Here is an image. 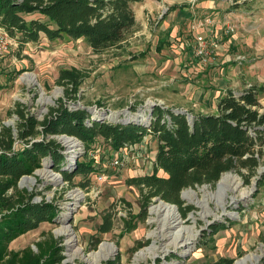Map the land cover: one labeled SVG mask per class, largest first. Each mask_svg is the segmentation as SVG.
Masks as SVG:
<instances>
[{"label":"rangeland","instance_id":"1","mask_svg":"<svg viewBox=\"0 0 264 264\" xmlns=\"http://www.w3.org/2000/svg\"><path fill=\"white\" fill-rule=\"evenodd\" d=\"M217 1H228L229 8L226 17L217 20L221 25L218 47L223 46L224 54L213 52L204 61L196 56L195 36L207 28L215 32L217 21L208 13L193 19L184 9L190 7L188 0L143 15L141 4H134L138 16L126 40L98 52L83 39L49 41L43 33L37 42L20 47L0 28L9 39L7 51L0 52V121L16 124L18 116L8 113L16 103L43 120L60 99L71 109L87 108L91 117L99 114L110 122L144 121L156 105L192 118L215 113L219 95L227 90L239 93L250 86L261 89L257 95L264 106V0ZM72 67L86 74L75 98L56 83L59 70ZM47 137L56 138L63 147L62 168L73 170L77 162H91L95 171L68 181L46 157L33 175L24 176L31 177V183L22 177L18 187L35 192L34 201L53 202L58 215L12 241V250L27 245L36 249V241L51 235L59 241L64 264H211L220 257L232 258L233 264L244 259V264H264V149L253 176L245 169L243 174L232 169L221 175L220 179L227 174L237 183L234 189L229 181L219 185L220 179L184 188L181 198L192 210L183 217L175 207L179 226L160 231L157 219L163 220L162 216L151 212L160 199L152 198L142 210L140 191L130 182L152 172L155 137L147 134L126 150L111 149L101 137L87 149L79 141L68 144L63 134ZM119 154L125 161L115 166L111 161ZM44 170L53 176L44 175ZM158 175L165 174L160 170ZM188 190L190 200L183 197ZM105 218L111 220V228L101 232ZM63 226L72 232V245L67 235L58 232ZM179 228L182 237L195 233L194 239L180 244L169 234ZM102 243L114 250H100ZM140 252L144 255L137 257Z\"/></svg>","mask_w":264,"mask_h":264},{"label":"trees","instance_id":"2","mask_svg":"<svg viewBox=\"0 0 264 264\" xmlns=\"http://www.w3.org/2000/svg\"><path fill=\"white\" fill-rule=\"evenodd\" d=\"M141 1L0 0V28L20 47L37 42L43 33L49 41L83 39L98 52L122 45L136 24L131 5ZM85 76L75 67L60 69L56 83L75 98ZM259 90L256 86L239 93L227 90L218 99L215 113L192 118L183 111L156 105L148 122L91 117L87 108L71 109L61 99L43 120H38L16 103L8 111L18 116L16 124L0 121V264H64L59 241L51 235L36 241V249L31 245L18 251L10 248L16 238L58 215L53 202L34 201L35 192L18 187L23 176L33 175L46 157L68 181L95 171L91 162H77L73 170L62 168L63 147L47 135L73 137L86 149L101 137L113 150L141 143L147 134L152 135L157 141L152 172L130 182L140 191L142 210L158 197L175 205L186 217L192 206L184 205V188L215 183L232 169L241 174L245 169L249 177L256 173L264 149V106L257 95ZM160 170L164 176L158 175ZM111 224L105 218L100 231H109ZM233 262L232 258L220 257L211 264Z\"/></svg>","mask_w":264,"mask_h":264},{"label":"bare ground","instance_id":"3","mask_svg":"<svg viewBox=\"0 0 264 264\" xmlns=\"http://www.w3.org/2000/svg\"><path fill=\"white\" fill-rule=\"evenodd\" d=\"M30 78H31L32 82H35V79H34L33 76H30ZM41 93H42V95H44V92L43 91ZM46 99L49 100L50 98L49 97H46ZM150 104H151V102H150ZM94 113H96V112H94ZM139 115L140 114H137V116H139ZM142 120H144V122H146L147 118L145 117ZM64 137H65L64 138L65 139V142H67L70 145H75V142L78 141L75 138L70 137V136L64 135ZM43 173L46 176H53V174L51 173L50 170H44ZM228 179H229V175L224 174L222 176V178L220 179V181H219V185L223 181H229V183L232 184L233 189L236 188L237 183L235 181H231V179H229V180ZM24 180L27 183H31L33 181V179L31 177H24ZM188 192H189V190L188 191H184L183 192V197H185L186 199L190 200L189 199L190 197H189V193ZM248 194H249V192L243 193L242 194V197H246ZM175 207H176L175 205L170 204L168 202H165L163 200H159V202L156 205H154V206L151 207V212L152 213H154L156 216H159V215L162 216V219L163 220L157 219L158 221H161L160 231L161 230H164L166 227L173 228V227H178L179 226V224H180L181 221L179 219V216H178V213H177V210H176ZM229 212L230 211H228V213ZM58 232L61 233V234L67 235V237H68L67 243L69 245H72V241L74 239H73L72 232H71V230H70L69 227L63 226V227H61L58 230ZM169 232H170L169 234H171V236H173L176 239V241L181 240L180 244L188 243L189 240H191V239L193 240L194 237H195V235H196L195 233H193L190 237H182L181 236L182 234H181L180 228L179 229H176V230L170 229ZM169 234L168 235H165V237L169 236ZM104 247L110 248L111 251L114 250V247L111 244H107V243H102L101 244V247H100V250L103 249ZM100 250L99 251H96V252H93L92 254L95 255L98 252H100ZM184 251H190V249H184ZM74 254H72V255H74ZM140 255H144V252H140L139 254H137V257H139ZM255 258H257V257H255ZM244 262H245V259L244 260L237 261L235 264H244Z\"/></svg>","mask_w":264,"mask_h":264},{"label":"crops","instance_id":"4","mask_svg":"<svg viewBox=\"0 0 264 264\" xmlns=\"http://www.w3.org/2000/svg\"><path fill=\"white\" fill-rule=\"evenodd\" d=\"M188 1L190 2V7H187V8L184 7V9L189 10L187 13H188L189 16L191 15V17H193V19L195 17H197V15H202V14L208 13V14H211V15L213 14L215 16L214 19L216 21L217 20L220 21V19L223 20L226 17V13L224 12L225 9H229V8H226L227 7L226 5H228L227 4L228 1H224V2H219L217 0H188ZM136 3H140L141 4V6H140L141 7V13L143 15V13H145L146 11L147 12H153V11H156L157 9L163 8L162 6H166V5H177V6H180L182 4V0H143L141 2L133 3L131 5L132 8H133V5L136 4ZM230 10H232V9H230ZM227 14H229V13H227ZM137 16L138 15L135 13V18H137ZM220 27H221V25L217 21L216 26H215V28L213 30V31H215L214 34H217L218 32H220V29H221ZM211 30H212L211 28H207L205 33L208 35ZM223 50H224L223 46H219L217 49L215 48L213 50V52H215L216 54L217 53L224 54L223 52H221ZM219 59H220V57H219ZM223 60L224 59H222L221 61H223ZM219 90L217 92H219ZM225 94L226 93H223L222 95H219V98L222 97Z\"/></svg>","mask_w":264,"mask_h":264},{"label":"built area","instance_id":"5","mask_svg":"<svg viewBox=\"0 0 264 264\" xmlns=\"http://www.w3.org/2000/svg\"><path fill=\"white\" fill-rule=\"evenodd\" d=\"M228 28L230 31L233 30L232 25L231 26L229 25ZM205 32H206V29L204 32H202L203 34H198L197 36H195L196 45H197V48L195 50L196 56H200L202 61L206 60L207 57L213 52V50L218 47V42H219V38L217 36L218 34H214V32L213 33L210 32L207 35ZM8 45H9L8 36L5 33L1 32L0 33V52L7 51ZM150 113L151 111L149 112V114ZM147 120L149 121V118ZM131 146L133 145H130V147ZM127 148L128 146L124 147L123 150H126ZM124 161H125L124 155L119 154L112 158L111 163L115 166H120L124 164Z\"/></svg>","mask_w":264,"mask_h":264}]
</instances>
